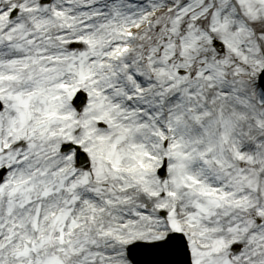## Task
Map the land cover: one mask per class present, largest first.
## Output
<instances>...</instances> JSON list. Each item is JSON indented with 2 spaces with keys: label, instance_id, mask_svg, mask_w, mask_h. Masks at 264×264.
<instances>
[{
  "label": "snow or ice",
  "instance_id": "1",
  "mask_svg": "<svg viewBox=\"0 0 264 264\" xmlns=\"http://www.w3.org/2000/svg\"><path fill=\"white\" fill-rule=\"evenodd\" d=\"M0 264H264V0H0Z\"/></svg>",
  "mask_w": 264,
  "mask_h": 264
}]
</instances>
